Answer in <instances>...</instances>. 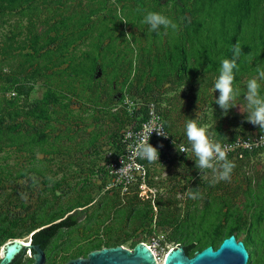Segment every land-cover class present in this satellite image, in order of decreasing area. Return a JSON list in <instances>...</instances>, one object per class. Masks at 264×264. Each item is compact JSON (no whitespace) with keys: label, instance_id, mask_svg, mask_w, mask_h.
<instances>
[{"label":"rangeland","instance_id":"rangeland-1","mask_svg":"<svg viewBox=\"0 0 264 264\" xmlns=\"http://www.w3.org/2000/svg\"><path fill=\"white\" fill-rule=\"evenodd\" d=\"M232 1L21 0L0 9V227L14 235L0 237V259L5 242L28 241L31 229L74 209L82 218L51 238L41 264L137 242L163 259L194 240L191 256L228 233L243 241L256 215L262 234L264 145L241 157L215 151L264 134L255 118L264 108V0L248 5L223 107L215 87L232 26L221 16ZM151 13L165 23L149 22ZM14 79L28 82L27 95L13 90ZM42 97L43 110L32 114ZM189 122L212 145L205 165L187 138ZM145 123L162 133L146 138L158 158L129 163ZM120 154L126 176L113 166ZM187 217L197 227L177 231ZM16 261L32 264L31 251ZM247 264H264V246Z\"/></svg>","mask_w":264,"mask_h":264},{"label":"water","instance_id":"water-1","mask_svg":"<svg viewBox=\"0 0 264 264\" xmlns=\"http://www.w3.org/2000/svg\"><path fill=\"white\" fill-rule=\"evenodd\" d=\"M99 75V69L95 77ZM31 250L32 264H41L43 251L29 241L23 243L12 239L3 244L0 264H14L21 251ZM248 252L241 240L233 234L223 237L216 247L208 244L194 251L191 256L185 254L183 247L169 249L163 256L162 264H247ZM64 264H156L155 257L142 242L135 243L131 249L120 245L103 247L89 251L84 258L69 259Z\"/></svg>","mask_w":264,"mask_h":264},{"label":"trees","instance_id":"trees-1","mask_svg":"<svg viewBox=\"0 0 264 264\" xmlns=\"http://www.w3.org/2000/svg\"><path fill=\"white\" fill-rule=\"evenodd\" d=\"M20 1L21 0H0V9H7V10L13 9L15 8L16 4ZM249 4H250V0H234L228 4H225V6L223 7V13L221 16V20L223 24L225 23V21L226 22L229 21L232 23L230 30L225 29L223 36L225 39L224 41L225 48L223 49V54L226 58L225 60H228L229 62H233L236 40L238 38V33L241 30V24L248 17ZM181 68H182V64H180L179 69ZM37 75H38V70H36L35 73V76ZM11 87L16 93L23 95H27V92L30 89V85L28 84V82H19L18 79H14L11 82ZM44 99L45 97H42L40 101L34 102L32 104V109L30 110L32 114L37 110L38 111L43 110V107H41V103H43ZM12 112L14 115H16L20 112V110L14 109V111ZM136 115H137V111L134 112V116H133L134 120ZM83 214L84 212L82 209H74L65 215L59 216L56 220L40 226V228L37 229L34 228L35 230L31 229L29 231L30 243L36 244L40 249L44 250L45 247L48 245L49 241L51 240V238L54 237L60 229L74 226L77 223V221L82 218ZM259 222L260 219L258 215H256L255 217L252 218V220H250V222L248 223L245 239L242 241L248 252L247 262L249 261L250 256L254 252L258 251L262 246H264V227L262 228V234L260 236L256 234ZM195 223L196 222L193 219L187 217L182 220L181 225H179L178 229L176 230L179 232H183V231L191 232L194 230V228L197 227ZM229 234L231 233H228L227 235ZM0 237L2 238L1 242H3L7 238L14 237V235H12V233L7 232L5 227L2 226L0 227ZM195 240H198V238H196ZM248 246H251V248L248 249ZM182 247L185 254L189 255L190 250L195 248V241L191 240ZM23 252L24 251H21L19 255L22 254ZM16 262L17 261L15 260L14 264H17Z\"/></svg>","mask_w":264,"mask_h":264},{"label":"clouds","instance_id":"clouds-1","mask_svg":"<svg viewBox=\"0 0 264 264\" xmlns=\"http://www.w3.org/2000/svg\"><path fill=\"white\" fill-rule=\"evenodd\" d=\"M149 22H152L154 25L158 23H165L162 17L158 14L151 13L148 17ZM239 49V46H236ZM235 66V62H229L225 60L223 62V70L222 75L219 81L215 84V87L219 89L222 93L219 103L221 106H224V103L229 99V95L232 91L231 84L233 80V76L230 74L232 67ZM250 92L254 93L256 90V82L249 81L248 84ZM125 103H128L126 100ZM132 109L129 108V111ZM256 121L264 122V108H260L255 113ZM150 131V130H149ZM187 138L192 142L193 148L195 150L196 155L199 157L200 165H205L207 163L208 158L212 155V145L209 144L208 139L205 135V130L202 127H197L196 123L189 122L187 124ZM215 151L219 154L221 159L225 158V153L220 151V148L217 146ZM141 158L147 159L152 162L158 158L157 150L147 143L145 139L142 144V152L140 155ZM227 174H225L224 179H227Z\"/></svg>","mask_w":264,"mask_h":264},{"label":"built area","instance_id":"built-area-1","mask_svg":"<svg viewBox=\"0 0 264 264\" xmlns=\"http://www.w3.org/2000/svg\"><path fill=\"white\" fill-rule=\"evenodd\" d=\"M150 136L151 137L152 136H162V133H161L160 129L157 128L155 123H153V124H147V123L142 124V127L137 130L135 135H133V138H132L133 140L131 141V143L129 145L130 146L128 149L129 150L128 154L130 157L129 163L130 162L135 163L134 159L136 158V156L138 154H141V152H142L143 141L147 137H150ZM125 140H126V138L124 137L123 141H125ZM263 145H264V134L260 133L256 136H254L252 139H244V140L238 139L234 143L223 147L221 152L228 154V153L233 151L234 156L241 157L242 151H244V150L245 151H251V150H253V148H257V147H260ZM118 156L119 157H117L116 161L113 163V166L115 167V172L119 170L121 173H123L126 176L127 175V173H126L127 169L122 170V166L124 165V163H123V159L121 156H123V154H120ZM123 179H124L123 181L119 180V182L125 183L126 179L125 178H123Z\"/></svg>","mask_w":264,"mask_h":264},{"label":"bare ground","instance_id":"bare-ground-1","mask_svg":"<svg viewBox=\"0 0 264 264\" xmlns=\"http://www.w3.org/2000/svg\"><path fill=\"white\" fill-rule=\"evenodd\" d=\"M17 240L23 243H27V241H23L22 239H17ZM142 243L146 246V248H148L151 251L152 255L155 257L156 264H162V258H157L154 251L150 248V246L146 244L145 242H142Z\"/></svg>","mask_w":264,"mask_h":264}]
</instances>
